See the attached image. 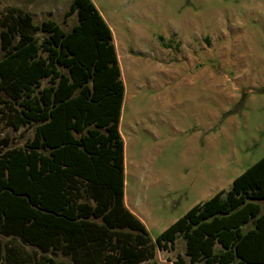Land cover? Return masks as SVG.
I'll use <instances>...</instances> for the list:
<instances>
[{
	"label": "trees",
	"instance_id": "trees-1",
	"mask_svg": "<svg viewBox=\"0 0 264 264\" xmlns=\"http://www.w3.org/2000/svg\"><path fill=\"white\" fill-rule=\"evenodd\" d=\"M73 13L68 32L21 13L0 32V91L16 107L9 124L33 129L23 148H0V233L40 253L16 260L0 242V264H68L56 252L73 264L151 259L147 232L122 201L124 86L112 34L91 0H71L65 16ZM81 190L92 204L78 201ZM178 238L188 262L175 264H264V156L154 245L169 250Z\"/></svg>",
	"mask_w": 264,
	"mask_h": 264
},
{
	"label": "rangeland",
	"instance_id": "rangeland-1",
	"mask_svg": "<svg viewBox=\"0 0 264 264\" xmlns=\"http://www.w3.org/2000/svg\"><path fill=\"white\" fill-rule=\"evenodd\" d=\"M91 2L113 33L125 85V193L150 239L151 259L142 264L188 262L180 238L159 250L156 237L264 156V0ZM70 3L0 0V32L18 13L68 32L77 24L76 13L65 16ZM13 108L0 91L4 151L23 148L32 136L30 126L9 124ZM78 201L92 204L82 190ZM0 242L17 250L16 260L40 254L1 233ZM54 258L73 264L60 252Z\"/></svg>",
	"mask_w": 264,
	"mask_h": 264
},
{
	"label": "crops",
	"instance_id": "crops-1",
	"mask_svg": "<svg viewBox=\"0 0 264 264\" xmlns=\"http://www.w3.org/2000/svg\"><path fill=\"white\" fill-rule=\"evenodd\" d=\"M110 31H111V29H110ZM111 34H112L113 44H114V48H115L114 36H113L112 31H111ZM115 52H116V57H117L118 65H119V59H118V54H117L116 48H115ZM119 69H120V66H119ZM120 74H121V69H120ZM122 83H123V86H124V97L123 98H125V85H124L123 79H122ZM121 111H122V108H121ZM121 119H122V115H121V112H120V118H119V124H118V132H119V135H120V137L122 139V142H123V174H124V182H123L124 187H123V200L122 201H123V205H124L125 209L128 210L136 219H138L142 223V225L144 226V228H145V230L147 232V228L145 226V223L143 222V220L139 216H137L135 214V212L138 211L137 208H135L134 205L129 203V200L127 199V196H126V193H125V174H126V167H127L128 163H127V160H126L125 143H124V140H123V135H122L121 130H120Z\"/></svg>",
	"mask_w": 264,
	"mask_h": 264
}]
</instances>
